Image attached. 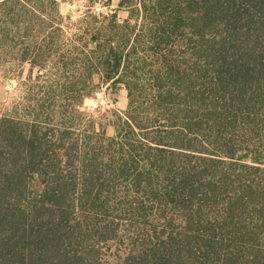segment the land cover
I'll return each mask as SVG.
<instances>
[{
	"label": "trees",
	"instance_id": "1",
	"mask_svg": "<svg viewBox=\"0 0 264 264\" xmlns=\"http://www.w3.org/2000/svg\"><path fill=\"white\" fill-rule=\"evenodd\" d=\"M86 3L0 0V264H264V0Z\"/></svg>",
	"mask_w": 264,
	"mask_h": 264
},
{
	"label": "rangeland",
	"instance_id": "2",
	"mask_svg": "<svg viewBox=\"0 0 264 264\" xmlns=\"http://www.w3.org/2000/svg\"><path fill=\"white\" fill-rule=\"evenodd\" d=\"M58 2V10L62 16L79 15L87 5L86 0H58ZM113 5H115V1ZM101 10L105 9L101 8ZM16 75L8 66H0V114L8 110L13 102L22 95ZM94 83L96 87L92 94L84 100L81 109L97 121H101L106 135L111 136L113 134L112 112L125 111L126 91L122 86L101 83L97 79L94 80ZM110 258H115V254L110 252Z\"/></svg>",
	"mask_w": 264,
	"mask_h": 264
}]
</instances>
